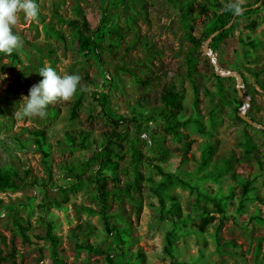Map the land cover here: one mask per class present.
<instances>
[{
  "label": "rangeland",
  "instance_id": "1",
  "mask_svg": "<svg viewBox=\"0 0 264 264\" xmlns=\"http://www.w3.org/2000/svg\"><path fill=\"white\" fill-rule=\"evenodd\" d=\"M225 1L36 0L35 20L17 14V57L0 53V169L18 173L23 181L17 180L18 188L0 189V264H108L107 255L116 264H172L168 238L178 262L264 264V2L240 17L211 54L204 51L208 40L199 47L191 40L203 37L220 12L218 4ZM104 13L102 67L93 53H79L69 21L85 17L95 30ZM45 65L61 75L79 74L81 90L49 104L43 118L17 119L18 102L42 79L37 72ZM169 86L183 91L181 119L195 120L203 130L194 123L183 128L184 138L194 141L186 155L161 130L159 95ZM79 98L82 105L73 118ZM236 108H245L262 127L239 119ZM139 124L144 133L137 139ZM38 130L46 131L47 156L36 141L42 139L35 135ZM111 131L136 140L143 158L165 155L164 170L180 181L160 190L164 214L178 201L180 217L162 218L152 189L164 177L147 163L142 167L143 191L126 194L125 185L133 179L125 171L133 159L128 143L116 147L123 157L112 156L119 171L100 168L94 155L102 152ZM79 132L88 134L87 147ZM210 142L214 154L200 168ZM99 171L108 178V222L122 232L124 243L105 228L98 191L90 181ZM78 176L83 183L75 188ZM247 181L250 191L244 196ZM215 202L225 210L223 222ZM205 210L216 220L201 232ZM16 217L28 222L26 237ZM48 222L60 240L63 262L53 258ZM88 243L105 253L78 247Z\"/></svg>",
  "mask_w": 264,
  "mask_h": 264
},
{
  "label": "trees",
  "instance_id": "2",
  "mask_svg": "<svg viewBox=\"0 0 264 264\" xmlns=\"http://www.w3.org/2000/svg\"><path fill=\"white\" fill-rule=\"evenodd\" d=\"M261 0H257V2H260ZM264 2V1H263ZM226 3H220L218 4V7L220 9L219 13L214 14V19L208 28L207 32L204 33L203 37L201 38H194L192 37L191 40L194 43L195 47L203 46L204 42L206 40H209L212 35L215 34L214 38L210 42V48L213 51H216L220 44L228 38L230 33L233 31L234 27L238 24V19L242 16H245L247 14H250L254 12L253 5L251 4H242V7L244 8V11L236 17L235 22L229 26L233 18L235 17V13L226 10ZM106 12V11H105ZM108 21V16L106 13L103 14L102 18L100 19L99 25L95 30L92 29L90 26V23L85 17H82L78 20H71L69 21V25L73 29V31L76 34V43L78 47L79 53L83 55H88L90 53H93V55L97 58L99 63L103 66V54H102V44L101 41L104 37V28L106 27ZM11 57L13 59H16V55L12 52ZM105 71V70H104ZM84 80H87L88 76H83ZM78 90H81V80L80 84L77 88ZM106 100H107V94L103 95V99L101 100V106L105 108L106 106ZM159 102H160V119L162 122L161 130L163 134L168 135L172 137V139L176 142L181 144V149L183 153L186 155L189 150L191 149L193 140H188L187 138H184L185 134L183 132V128L188 126L189 124L194 123L196 127L199 129L200 132H203L202 126L199 122L195 120H182L181 119V112L183 110V104H184V94L183 91L180 89H176L175 87L169 86V87H163L160 95H159ZM82 105V99H78L74 106L72 111V117L75 118L80 110V107ZM239 108H236V113L238 115ZM238 118L241 119L238 115ZM111 121L112 118H109ZM115 123H118L117 121H114ZM144 133L143 125H138V132H137V139ZM35 135L40 136L42 139H37V143L40 147V149L43 151V153L47 156L45 150H44V141L47 138V134L45 130H38L35 132ZM67 136L70 139H75V137L71 136L70 133L67 134ZM78 138L80 139L81 145L84 147H87L86 141L88 134L84 132L77 133ZM128 143L129 148L132 151L133 159L132 161L127 165L125 168L126 173H131L133 176V179H130L127 184L125 185V192L127 195H131L132 193H139L143 191V182L145 181V176L142 171V167L144 163L149 164L150 166L154 167L157 172L164 177V181L159 185L157 188H153L152 191L158 198V202L161 206L162 211V218L164 219H172L175 220V218L180 217L182 213L181 205L178 201H175V203L172 205L169 214L166 216L164 214L165 209V203L164 199L161 193V189H167L170 186H172L176 181H180V179L170 172H166L161 164V162L165 159V155L161 153L159 156L156 157H146L143 158L142 153L140 150L136 147V140L127 138V135H124L123 132H117V131H111L107 133L104 142L102 143V152L95 153L94 157L95 160L98 162L101 169L104 168H110L114 171L120 170V165L118 162H115L112 159V156H116L118 158H121L119 152H117L116 147L119 146V148L123 147V143ZM215 146L210 142L205 152L202 156L201 162L199 167L202 168L205 165L208 164V162L211 160V156L214 154ZM17 180L23 181L22 178L18 175V173L10 170H4L0 169V189H13L18 188L19 185L17 183ZM108 178L105 176H102L101 172L99 171L96 176L90 181L95 185L97 191H98V199H99V205H100V213L103 217V220L105 222V228L107 232L112 233L115 232L120 242L124 243V239L122 238V232L117 228L116 225H110L109 215L107 214V198L109 196V191L106 189V183ZM83 178L81 176L77 177V182L74 183V187H78L82 185ZM250 191V182L247 181L243 186V195L245 196ZM215 206L217 207L218 211L223 215L221 218V221L223 222L226 219L225 210L222 208L221 204H218L215 202ZM206 215L203 216L198 224V229L203 232L207 229V227L213 223L216 220V216L212 215L210 212L205 210ZM15 224L18 227L20 233L26 237V230L29 228L28 222L23 220L22 217H16L15 218ZM169 237H171V233H167ZM46 238L51 242L52 245V253L53 258L57 262H63L60 253L58 251V247L60 245V240L54 233V227L53 224L48 222L46 224ZM79 248H83L88 250L89 252H94L98 254H104L105 252L101 250L100 248L88 243L85 245H78ZM172 248V241L170 238H168V243L166 247V252L169 255L172 264H187L178 262L174 256V254L171 251ZM106 261L108 264H116L112 257L110 255L106 256ZM63 264H65L63 262Z\"/></svg>",
  "mask_w": 264,
  "mask_h": 264
},
{
  "label": "clouds",
  "instance_id": "3",
  "mask_svg": "<svg viewBox=\"0 0 264 264\" xmlns=\"http://www.w3.org/2000/svg\"><path fill=\"white\" fill-rule=\"evenodd\" d=\"M225 7L236 15L244 11L241 0H227ZM19 12H23L26 19L35 20L39 14L36 0H0V53L11 54L20 46V36L13 32ZM37 73L42 79L30 87L27 95H22L19 108L14 112L17 119L45 117L47 106L57 99H69L81 80L79 74L61 75L49 65L41 67ZM3 79L0 76V80Z\"/></svg>",
  "mask_w": 264,
  "mask_h": 264
},
{
  "label": "water",
  "instance_id": "4",
  "mask_svg": "<svg viewBox=\"0 0 264 264\" xmlns=\"http://www.w3.org/2000/svg\"><path fill=\"white\" fill-rule=\"evenodd\" d=\"M264 0H261L260 2H258L256 5L253 6V9L260 6L262 3H263ZM238 15H235V17L233 18V20L231 21V23L229 24V26H231L235 20H236V17ZM215 34L211 36V38L208 40L207 44L204 46V51L205 53L207 54H211V48H210V42L212 41V39L214 38ZM248 99L247 98H244V102L247 103ZM238 115L239 117L244 120L245 122L255 126V127H258V128H261L262 126L260 124H258L257 122H255L253 119H251L246 113H245V108L243 110H239L238 111Z\"/></svg>",
  "mask_w": 264,
  "mask_h": 264
}]
</instances>
